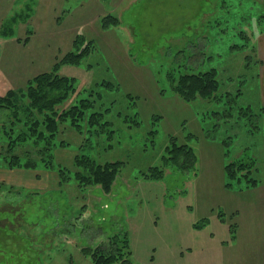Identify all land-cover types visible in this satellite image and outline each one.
Listing matches in <instances>:
<instances>
[{"label":"rangeland","instance_id":"obj_1","mask_svg":"<svg viewBox=\"0 0 264 264\" xmlns=\"http://www.w3.org/2000/svg\"><path fill=\"white\" fill-rule=\"evenodd\" d=\"M87 47L80 64L62 63ZM56 64L76 83L65 106L99 91L109 108L100 121L109 127L64 128L57 140L67 144L53 148V169L0 166V264H96L85 249L102 244L123 253L115 264H210L216 255L264 261L263 202L245 193L238 215L223 204L237 206L222 183V160L240 156L255 157L252 176L264 185V0H0V94L26 88ZM182 64L217 66L219 98L180 97L169 76ZM170 136L194 149L195 170L164 163ZM81 153L122 162L110 192L60 179L58 166L75 171ZM155 167L163 176H146ZM245 185L233 189H251ZM233 233L234 246L222 247Z\"/></svg>","mask_w":264,"mask_h":264},{"label":"trees","instance_id":"obj_2","mask_svg":"<svg viewBox=\"0 0 264 264\" xmlns=\"http://www.w3.org/2000/svg\"><path fill=\"white\" fill-rule=\"evenodd\" d=\"M241 33L244 37L250 38L246 30L243 29ZM247 45V43L233 44V46ZM90 51V47H87L82 48L79 53L71 52L62 60V63L80 64ZM246 58L247 61L250 59L247 55ZM58 66L56 64L54 71L43 72L33 77L24 89H10L5 94H0V113L5 112L6 115L4 120H0V166L35 168L40 164L53 169L55 165L53 148L56 145L67 144L63 139L57 140L64 128L71 125L79 132L85 133V123L89 124L87 129L91 132L92 130L99 132L98 128L105 130L109 127L108 121L103 124L100 121L105 113L109 112V108L104 106L99 91L94 92V98L78 95L74 102L65 106L66 100L76 91V83L74 78L58 74ZM178 72L177 77L173 75L172 78L169 76V79L172 81L173 90L185 101L192 102L198 98L210 101L219 98L220 81L217 66L194 70L189 65L182 64ZM103 84L105 88L108 85L106 82ZM109 87L113 88L111 85ZM225 93L228 94V92ZM94 102L98 104L100 111L95 110ZM89 110L95 111L90 113ZM109 131L114 135L116 130L110 128ZM112 135L110 138H113ZM170 137V145L167 146L168 156H164V163L184 171L195 170L198 158L194 149L187 143L177 142L175 136ZM28 145L29 147L31 145L34 150L22 153L24 150L22 148ZM33 152L39 156H33ZM121 163L116 160L101 164L89 155L81 153L75 156V171L62 166H58L56 171L62 181L74 179L79 186L99 185L105 192H110L119 174ZM255 165V157L245 161L239 156L226 162L224 165L225 186L233 188V183L242 179L246 181L245 187L258 186L259 179L252 176ZM163 173V169L155 167L150 168L145 174L158 179L163 176ZM218 216L221 218L222 213L219 212ZM198 222L201 224L198 225ZM198 222L195 223V227L201 228L206 221ZM234 226L230 224V231H234ZM233 237H235L234 233ZM124 239V245L128 247V238L125 236ZM111 240L117 241L118 235H114ZM106 250H108L106 245L102 244L94 251L85 249V253L92 254L96 264L121 262L122 252L118 256ZM126 262L124 261L123 264Z\"/></svg>","mask_w":264,"mask_h":264},{"label":"crops","instance_id":"obj_3","mask_svg":"<svg viewBox=\"0 0 264 264\" xmlns=\"http://www.w3.org/2000/svg\"><path fill=\"white\" fill-rule=\"evenodd\" d=\"M262 91H263V94H264V68L262 69ZM191 109H192L191 110V115H193L192 118H194L195 122H196L198 120V115L196 114V112L194 111V109L192 107H191ZM198 126H199V129L201 130V127H202V122L201 121H199V125ZM222 162H223V166H224L226 161L223 159ZM225 177L226 176H225V173H224V177H223L224 178V182H222L224 184V186H225V182H226V178ZM259 188H261V189H259ZM224 190H226V192H228L229 196H234V195L236 196L237 206L232 207L230 199H227L226 201H224L223 204L225 206L227 205L228 208L230 207L229 209H234V210L236 209V214H238V215L241 213V211L244 209V206H245V202H244V199H243L244 197L243 196H245L244 195L245 193H249V192H251V194H253L252 196L254 198H251L253 201H255L256 203L263 202V209H264V185L259 184L258 186L253 187V188H251L249 190H246V191H238V190H234L233 188H228V187H226V189H224ZM231 193L233 195H231ZM231 199H233V198H231ZM229 201H230V205H228ZM221 205H222V203H221ZM230 213H232V212H230ZM217 216H218V214H217ZM229 229H230V227H229ZM237 238L235 237V239L232 240V243H229L230 241L227 242V240H226V241L221 243V246L223 247L224 245L226 246V245H229V244H230V246H234V244L236 243ZM213 258H215V259H211L210 258V262H209L210 264H234L232 257H228L227 259H225V258L223 259V257L221 255H216V257L213 256ZM255 264H264V261L260 262V263L256 262Z\"/></svg>","mask_w":264,"mask_h":264}]
</instances>
